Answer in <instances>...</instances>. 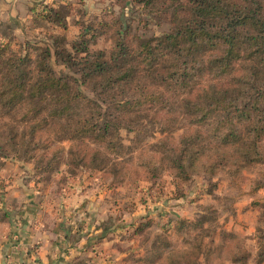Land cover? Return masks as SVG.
<instances>
[{"label":"trees","instance_id":"trees-1","mask_svg":"<svg viewBox=\"0 0 264 264\" xmlns=\"http://www.w3.org/2000/svg\"><path fill=\"white\" fill-rule=\"evenodd\" d=\"M131 1L166 15L170 28L138 35L120 17H98L95 25L70 19V5L53 2L37 16L54 27L79 25L70 48L64 36L35 51L28 43L0 45V158L34 162L37 182L65 161L73 176L107 173L109 189L131 177L154 182L164 171L178 189L177 179L199 171L236 176L256 168L253 189H264V0ZM106 29L109 49L91 48ZM157 133L164 136L151 141ZM206 218H175L176 236L198 229L187 246L176 248L166 226L140 261L159 264L169 251V264L201 257L204 264H264V228L256 226L253 250L239 231L208 228Z\"/></svg>","mask_w":264,"mask_h":264},{"label":"rangeland","instance_id":"rangeland-1","mask_svg":"<svg viewBox=\"0 0 264 264\" xmlns=\"http://www.w3.org/2000/svg\"><path fill=\"white\" fill-rule=\"evenodd\" d=\"M60 1L70 5L68 7L69 14L72 13L70 19H91L95 25H98V17H103L108 22L120 17L123 22L132 25L133 33L144 36L161 35L170 28L166 15L152 9L153 7H144L141 2L131 0H126V2L124 0ZM13 2L15 3V15L10 14L9 19L5 18L0 21V45L9 44L10 50H16L20 45L28 43V47L34 50V48L39 49L48 45L53 47L55 38L64 36L66 45L70 48V44L78 39L81 30L79 25L71 24L66 29L54 27L37 16L48 2L44 0H13ZM89 11L90 17H82L83 13ZM110 35L108 29L105 32L103 30V33L93 40L91 48L109 49ZM53 63L58 72L67 71V68L56 63L55 60ZM180 132L176 131L174 135L178 136ZM122 135L128 142L130 134L122 130ZM163 136L157 133L155 138H150V140L153 141ZM69 144L68 141L64 143L66 147ZM6 162H24L26 168L29 166L34 179L37 178L34 162L11 155L7 158H0V171ZM68 170V165L62 161L56 169L42 173L43 177L39 181L40 190L52 196H59L61 192H66L65 188L71 186L74 180H79L88 181L91 186L94 185L92 192H98L97 195H107L108 202L100 207L108 214L116 215L115 217L111 215L112 220L100 219L103 229L100 233L103 234L101 237L111 236L116 241L112 242L113 245L102 248L106 258L104 264H119V256L122 254H126V264H145L142 259L147 254H151L152 242L157 240L158 235L164 232L166 226L170 227L166 237L172 240L176 248L186 247L185 240L193 238L198 229H194L195 231L191 229L189 233L180 231V234L176 236L173 231L175 218L194 219L205 215L208 217L205 222L208 228H214L216 224L227 229L237 230L236 228H239L241 234L247 237L248 246L253 250L256 245L251 237L255 233L256 226L264 228V214L260 206L264 201V189H253L254 183L259 178V170L256 168L245 170L236 176H231L226 172L209 174L199 171L189 180L177 179L178 189L173 181L176 177L170 171H164L154 182L134 181L131 177L125 179L124 183L118 187L109 189L112 178L107 173L82 169L73 176ZM138 227L140 230L135 232ZM213 230H210L211 233ZM212 236H217V233H213ZM168 253L169 251H166L161 260L158 257L154 260H159V264H169ZM200 259L199 264L204 262L203 257Z\"/></svg>","mask_w":264,"mask_h":264},{"label":"crops","instance_id":"crops-1","mask_svg":"<svg viewBox=\"0 0 264 264\" xmlns=\"http://www.w3.org/2000/svg\"><path fill=\"white\" fill-rule=\"evenodd\" d=\"M14 4L0 0V21L15 15ZM25 165L6 162L0 171V264H104L102 248L116 241L100 233V219L116 215L100 207L107 195L92 192L88 181L74 180L65 193L52 196L40 190ZM119 258L126 264V254Z\"/></svg>","mask_w":264,"mask_h":264}]
</instances>
